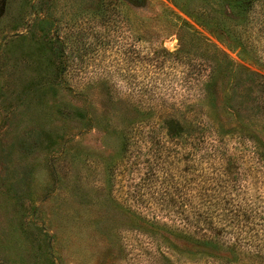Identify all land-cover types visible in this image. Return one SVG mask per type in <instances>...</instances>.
Wrapping results in <instances>:
<instances>
[{
	"label": "rangeland",
	"instance_id": "1",
	"mask_svg": "<svg viewBox=\"0 0 264 264\" xmlns=\"http://www.w3.org/2000/svg\"><path fill=\"white\" fill-rule=\"evenodd\" d=\"M0 264H264V0H0Z\"/></svg>",
	"mask_w": 264,
	"mask_h": 264
},
{
	"label": "trees",
	"instance_id": "2",
	"mask_svg": "<svg viewBox=\"0 0 264 264\" xmlns=\"http://www.w3.org/2000/svg\"><path fill=\"white\" fill-rule=\"evenodd\" d=\"M172 201L175 202L176 200H172ZM178 202H179V201H178ZM184 202H185V201H180V203H182V204H183ZM176 213L179 214V217L181 218V220H186L185 217H184V215H185V213H186L185 210H181V209H180L179 211H176ZM177 216H178V215H177Z\"/></svg>",
	"mask_w": 264,
	"mask_h": 264
}]
</instances>
